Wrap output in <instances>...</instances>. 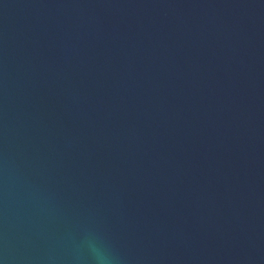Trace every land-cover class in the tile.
<instances>
[{
  "label": "water",
  "instance_id": "95a60500",
  "mask_svg": "<svg viewBox=\"0 0 264 264\" xmlns=\"http://www.w3.org/2000/svg\"><path fill=\"white\" fill-rule=\"evenodd\" d=\"M0 264H264V0H0Z\"/></svg>",
  "mask_w": 264,
  "mask_h": 264
}]
</instances>
